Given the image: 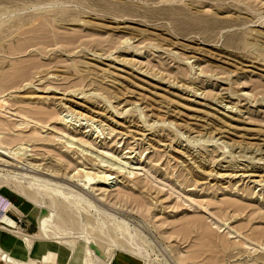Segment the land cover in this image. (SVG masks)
Wrapping results in <instances>:
<instances>
[{
    "label": "rangeland",
    "instance_id": "obj_1",
    "mask_svg": "<svg viewBox=\"0 0 264 264\" xmlns=\"http://www.w3.org/2000/svg\"><path fill=\"white\" fill-rule=\"evenodd\" d=\"M10 70L42 77L34 86L43 99L53 90L58 126L69 122L114 152L115 164L140 168L129 180L116 175L109 203L95 202L140 228L152 264H216L221 256L197 231L185 241L174 234L181 219L201 215L178 207L188 197L211 202L212 212L226 201L245 207L219 231L211 227L230 244L222 264H264V0H0V73ZM119 189L131 195L118 199ZM6 195V214L21 228L29 220L31 234L45 239L33 204ZM233 228L241 234L226 235ZM82 230L92 229H72ZM46 244L28 253L19 242L12 253L30 261ZM73 245L70 264H81L85 243ZM196 249L207 252L186 259Z\"/></svg>",
    "mask_w": 264,
    "mask_h": 264
},
{
    "label": "bare ground",
    "instance_id": "obj_2",
    "mask_svg": "<svg viewBox=\"0 0 264 264\" xmlns=\"http://www.w3.org/2000/svg\"><path fill=\"white\" fill-rule=\"evenodd\" d=\"M18 74L17 70L0 73V219L7 212L6 203L3 201L8 200L6 193L18 195L30 201L34 206L30 216L34 217L40 229L37 237H45L52 248L65 251L69 257V264L77 251L73 244L79 239L85 243V252L80 256L81 264H110L116 252L128 253L138 258L141 264H152L150 243L143 235V242L140 240V228L106 211L95 202H102L103 205L106 202L109 203V198L114 195L110 190L113 188L112 181L118 178L116 175L122 173L129 180V177L134 175V171H139L140 168H132L133 163H127L129 161H124V164L122 161L115 164L114 158L112 159L114 152L111 155L110 149L108 151L107 148L96 147L91 141V136L88 137L86 134L78 136V129L76 126H68L69 122L68 125L59 124L58 126V113L53 108L57 98H54L53 90L45 92L48 96L51 94V98H39L34 85L36 82H41L42 77L38 79H35V76L20 77L18 79ZM80 120L83 119L80 118ZM135 124L140 126L138 123ZM77 126L81 127V125ZM89 133L91 134L90 131ZM54 143L55 146H53ZM30 145L34 151L26 150ZM57 145L60 146L59 149H56ZM61 149H65L66 152H61ZM43 150L48 152L46 153L49 156L47 159H45V152L41 153ZM28 152H35L32 156L42 158L40 160L35 157L30 159L32 156L28 157ZM71 154L74 157L77 156L76 160L80 162L72 160ZM114 157L118 158V156ZM44 160L50 162L40 164ZM134 165L138 167L143 164ZM72 166H75L76 171L80 167L81 174L77 172L75 176L71 175L68 169ZM75 179H79L78 183H75ZM134 185L138 189L143 188V183L138 182ZM122 193L127 197L131 195L119 189L115 197L119 199ZM133 198L138 202L135 195ZM179 204L181 205L178 207L186 204L189 209H199L201 211L198 210V213L201 215H197V218L184 217L181 219L180 225L174 229L177 239L185 241L197 231L202 239L201 244L212 243L214 246L211 249L221 254L215 263L225 262V258L230 255L228 253L230 244L226 239L212 232L211 227L215 226L219 231L221 226H227L225 224L227 215L238 216L245 211V207L237 205L236 202L226 201L219 203L220 208H215L212 212L208 209L212 205L211 202L205 200L199 203L191 197L182 200ZM146 211L149 212L148 208ZM77 226L81 228L90 226L92 230L73 232L72 229ZM226 233V235L237 236L241 234L234 228ZM14 234L24 242V248L30 247L35 237L22 231ZM192 247L199 249L198 246ZM197 249L186 259L198 260L207 252H200ZM181 255L179 253L178 258L174 259L177 263L184 261ZM1 261L5 264H33V262L24 263L19 258L14 259L2 248H0ZM202 261L207 263V258Z\"/></svg>",
    "mask_w": 264,
    "mask_h": 264
},
{
    "label": "crops",
    "instance_id": "obj_3",
    "mask_svg": "<svg viewBox=\"0 0 264 264\" xmlns=\"http://www.w3.org/2000/svg\"><path fill=\"white\" fill-rule=\"evenodd\" d=\"M8 211V210H7ZM9 228H13L14 230H11ZM3 226V227H2ZM35 225L31 223L29 220H27V224L25 225V228L18 227V224L16 223L15 219L8 216V214L5 213V216L0 219V248H2L4 251L10 253L14 257H17L21 259V261H24V263H31L33 264H69V257L65 251H59L57 248H52L49 245V241L47 239L43 238H36L34 237V240L32 242V245L30 247L24 248V242L15 236V232L22 231L26 234H29L33 236L34 234H31L35 231ZM18 230V231H17ZM41 241H46L48 245H45L44 253L40 256H35L34 258H30V261L22 260L20 256L14 255L12 251H14L19 242L22 245L23 249L30 253L32 250H36L37 246H35V243H41ZM21 248V247H18ZM22 249V248H21ZM39 249V248H38ZM2 262V261H1ZM0 262V263H1ZM112 264H141L140 260L128 253L124 252H116L114 254V257L111 261ZM110 263V264H111ZM5 264V263H1Z\"/></svg>",
    "mask_w": 264,
    "mask_h": 264
},
{
    "label": "built area",
    "instance_id": "obj_4",
    "mask_svg": "<svg viewBox=\"0 0 264 264\" xmlns=\"http://www.w3.org/2000/svg\"><path fill=\"white\" fill-rule=\"evenodd\" d=\"M16 223H17V224H20V225H23V224H24L23 221H22L21 219H18V220L16 221ZM18 227H20V226L18 225Z\"/></svg>",
    "mask_w": 264,
    "mask_h": 264
}]
</instances>
